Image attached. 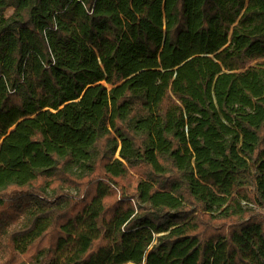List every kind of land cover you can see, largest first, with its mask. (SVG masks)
I'll use <instances>...</instances> for the list:
<instances>
[{
	"label": "trees",
	"instance_id": "1",
	"mask_svg": "<svg viewBox=\"0 0 264 264\" xmlns=\"http://www.w3.org/2000/svg\"><path fill=\"white\" fill-rule=\"evenodd\" d=\"M0 245L264 264V0H0Z\"/></svg>",
	"mask_w": 264,
	"mask_h": 264
},
{
	"label": "rangeland",
	"instance_id": "2",
	"mask_svg": "<svg viewBox=\"0 0 264 264\" xmlns=\"http://www.w3.org/2000/svg\"><path fill=\"white\" fill-rule=\"evenodd\" d=\"M12 12H13V9H9V10L7 11V15H10ZM132 173H133V175H134L136 178H137V177H140L138 174H136V173H134V172H132ZM128 189H129V191H130V190L133 191V190H132V189H133L132 186H129ZM251 206H252V205H251ZM252 207H255V206H252ZM256 208H257V207H256ZM257 209H260V208H257ZM22 221H23V219H22ZM5 254H6V252H5L4 248H3V245H0V264L4 261Z\"/></svg>",
	"mask_w": 264,
	"mask_h": 264
}]
</instances>
